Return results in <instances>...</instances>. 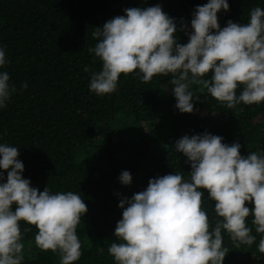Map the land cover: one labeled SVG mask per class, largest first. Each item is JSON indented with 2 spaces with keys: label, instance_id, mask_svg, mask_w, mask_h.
<instances>
[{
  "label": "trees",
  "instance_id": "trees-1",
  "mask_svg": "<svg viewBox=\"0 0 264 264\" xmlns=\"http://www.w3.org/2000/svg\"><path fill=\"white\" fill-rule=\"evenodd\" d=\"M208 2L0 0V46L8 61L0 72L9 73V83L16 89L7 106L0 108V144L18 149L17 159L24 165L21 175L30 187L41 192L47 187L52 194L72 191L87 205L76 229L82 255L73 264H115L108 248L119 242L114 230L124 210L120 201L146 190L150 179L177 172L190 179L191 164L175 149L183 136L207 132L222 137L224 144L239 143L241 156L264 153V102H241L228 109L207 89L201 92L199 85L191 84L194 110L182 113L175 106L171 74L156 75L145 83L138 69L121 74L113 93L97 96L90 91L91 73L102 70V61L89 52L97 43L95 28L116 16L126 17L125 9L159 5L177 26L176 42L186 44L194 31L193 12ZM228 4L227 11L217 13L221 29L229 20L247 24L253 8L264 9V0H228ZM242 88H237V95ZM215 115L222 120L219 127L211 124ZM10 170L0 169V183L7 182ZM122 171L130 172V185L120 182ZM198 190L211 231L222 218L216 216L208 191ZM245 206L251 209L254 204ZM253 218L250 214L246 221L256 236L251 247L236 248L222 230L223 248L228 250L223 264H264L257 247L264 234L255 232ZM20 227L22 264H60L59 252L35 246V226L21 221Z\"/></svg>",
  "mask_w": 264,
  "mask_h": 264
},
{
  "label": "clouds",
  "instance_id": "clouds-1",
  "mask_svg": "<svg viewBox=\"0 0 264 264\" xmlns=\"http://www.w3.org/2000/svg\"><path fill=\"white\" fill-rule=\"evenodd\" d=\"M221 9H229L228 0L198 5L186 44L176 42L177 26L159 5L125 9L126 17L116 16L92 33L97 43L89 52L102 61V70L91 73L90 91L97 96L113 93L121 74L138 69L145 83L171 74L175 106L182 113L194 110L191 84L199 85L201 92L207 89L228 109L241 102H264V9L253 8L247 24L229 20L222 29L217 17ZM7 63L0 46V67ZM210 72L211 78L204 79ZM9 79L8 72H0V108L16 91ZM222 139L207 132L183 136L175 149L191 164L190 179L179 172L150 179L146 190L120 201L124 210L114 230L119 242L108 248L115 264H223L228 250L223 248L222 230L236 248L255 242L246 223L250 214L255 232L264 234V153L241 156L239 143L227 145ZM18 155L16 147L0 144V169L11 168L7 182L0 183V264H22L21 221L38 229L34 237L38 249L59 252L60 264H73L82 255L76 229L87 205L72 191L52 194L47 187L42 192L30 187L22 178L24 165ZM119 180L130 185V172L122 171ZM201 188L208 191L216 216L222 218L211 231ZM257 247L264 255V238Z\"/></svg>",
  "mask_w": 264,
  "mask_h": 264
},
{
  "label": "rangeland",
  "instance_id": "rangeland-1",
  "mask_svg": "<svg viewBox=\"0 0 264 264\" xmlns=\"http://www.w3.org/2000/svg\"><path fill=\"white\" fill-rule=\"evenodd\" d=\"M211 124L215 127H219L222 124V120L219 116L215 115L212 118Z\"/></svg>",
  "mask_w": 264,
  "mask_h": 264
}]
</instances>
